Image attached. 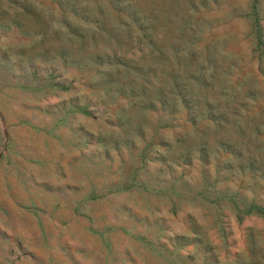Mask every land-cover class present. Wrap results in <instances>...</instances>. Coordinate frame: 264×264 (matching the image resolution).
I'll return each mask as SVG.
<instances>
[{
  "label": "rangeland",
  "instance_id": "obj_1",
  "mask_svg": "<svg viewBox=\"0 0 264 264\" xmlns=\"http://www.w3.org/2000/svg\"><path fill=\"white\" fill-rule=\"evenodd\" d=\"M0 186L57 264H264V0H0Z\"/></svg>",
  "mask_w": 264,
  "mask_h": 264
},
{
  "label": "crops",
  "instance_id": "obj_2",
  "mask_svg": "<svg viewBox=\"0 0 264 264\" xmlns=\"http://www.w3.org/2000/svg\"><path fill=\"white\" fill-rule=\"evenodd\" d=\"M12 194L13 189L0 186V226L4 217L13 216L14 211L18 210L19 200ZM2 240L0 264H57L56 249L45 250L42 254L41 240H35L34 231L26 239L27 245L23 243L25 239L17 240L7 231L2 233Z\"/></svg>",
  "mask_w": 264,
  "mask_h": 264
}]
</instances>
